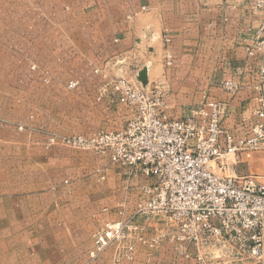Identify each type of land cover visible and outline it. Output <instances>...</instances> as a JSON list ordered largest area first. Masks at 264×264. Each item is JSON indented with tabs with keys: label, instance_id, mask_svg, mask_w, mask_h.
<instances>
[{
	"label": "crops",
	"instance_id": "obj_1",
	"mask_svg": "<svg viewBox=\"0 0 264 264\" xmlns=\"http://www.w3.org/2000/svg\"><path fill=\"white\" fill-rule=\"evenodd\" d=\"M63 1L68 15L71 13V23L50 27L52 40L75 43L80 56L89 57L97 65L124 58L125 72L146 70L149 88L158 87L165 93L168 116H192L208 101L220 104L226 130H234L252 116L260 95L259 71L264 65V50L249 54L262 21L261 13L254 10V0ZM167 48L173 56L172 66L166 64ZM111 70L114 75L119 73L115 68ZM233 79L242 84L235 95L222 87ZM107 95L115 94L110 91ZM124 108L127 121L130 113L125 104ZM78 151L88 152L56 145L48 153L55 174L59 169L61 176L68 178V185L56 186L52 192L64 201L55 221L57 227H64L59 231L63 238L60 234L54 238L65 242V264H84L94 246V233L108 222L129 218L144 199L141 188L150 183L148 177L129 175L126 169L94 153L95 163L73 157ZM257 156L256 162L254 155L245 156L242 174L252 173L258 160L264 164V154ZM89 166H97L94 178L100 186L88 179ZM141 224L148 237L166 228L163 218L143 220ZM27 235L12 237L21 240ZM31 236L33 240L42 239L38 232ZM54 238H49L50 247H54ZM114 253L113 248L109 249L94 264H112ZM228 260L230 264H249L245 259ZM120 264L196 262L182 258L173 243L164 238L152 251L138 247L133 261Z\"/></svg>",
	"mask_w": 264,
	"mask_h": 264
},
{
	"label": "built area",
	"instance_id": "obj_2",
	"mask_svg": "<svg viewBox=\"0 0 264 264\" xmlns=\"http://www.w3.org/2000/svg\"><path fill=\"white\" fill-rule=\"evenodd\" d=\"M253 6L262 21L250 55L264 50V0H254ZM125 61L113 60L105 66L119 71L112 91L130 113L124 126L91 136L51 135L48 139L49 147L61 144L91 151L129 175L152 179L141 188L144 199L129 218L108 222L94 235L90 261L108 248L114 249L116 263L133 261L138 247L152 251L168 238L182 258L196 264H230V258L264 264V169L259 174L241 173L245 156L264 154V65L252 116L234 130H226L222 108L215 101L189 117L168 116L165 93L149 88V82L144 86L136 70H131L132 79L126 77ZM166 64L173 65L168 48ZM78 85L71 81L68 89ZM222 87L235 95L242 84L233 79ZM155 218H163L166 228L148 237L141 223Z\"/></svg>",
	"mask_w": 264,
	"mask_h": 264
},
{
	"label": "rangeland",
	"instance_id": "obj_3",
	"mask_svg": "<svg viewBox=\"0 0 264 264\" xmlns=\"http://www.w3.org/2000/svg\"><path fill=\"white\" fill-rule=\"evenodd\" d=\"M68 11L63 0H0V264H65V242L54 238L64 231L55 224L64 201L52 192L68 185V178L59 169L55 174L48 160L52 147L64 145L49 147L48 139L91 136L120 129L126 121L119 96L107 95L113 92L117 74L105 66L113 60L97 65L81 57L75 43L52 40L50 27L71 23ZM124 73L132 79V72ZM71 81L79 82L76 89H68ZM90 152L78 151L73 157L95 163ZM248 155L256 162V154ZM258 161L247 174L263 172V162ZM95 168L89 166L86 173L100 186ZM35 232L41 241L33 240ZM23 233L30 236L12 237ZM50 236L54 247L49 246ZM109 249L92 262L88 255L85 263H96ZM112 264H120L115 253Z\"/></svg>",
	"mask_w": 264,
	"mask_h": 264
},
{
	"label": "water",
	"instance_id": "obj_4",
	"mask_svg": "<svg viewBox=\"0 0 264 264\" xmlns=\"http://www.w3.org/2000/svg\"><path fill=\"white\" fill-rule=\"evenodd\" d=\"M138 80L144 85H148V73L146 70H143L139 73Z\"/></svg>",
	"mask_w": 264,
	"mask_h": 264
}]
</instances>
